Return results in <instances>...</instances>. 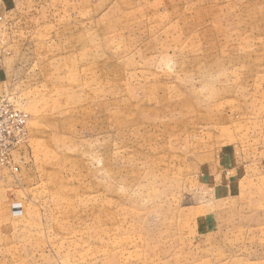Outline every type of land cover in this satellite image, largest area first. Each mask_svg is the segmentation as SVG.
<instances>
[{"label": "rangeland", "instance_id": "1", "mask_svg": "<svg viewBox=\"0 0 264 264\" xmlns=\"http://www.w3.org/2000/svg\"><path fill=\"white\" fill-rule=\"evenodd\" d=\"M1 8L0 264H264V0Z\"/></svg>", "mask_w": 264, "mask_h": 264}, {"label": "built area", "instance_id": "2", "mask_svg": "<svg viewBox=\"0 0 264 264\" xmlns=\"http://www.w3.org/2000/svg\"><path fill=\"white\" fill-rule=\"evenodd\" d=\"M2 99H1V95H0V113H4L5 116L10 117L11 113L7 109L8 106L3 103ZM18 115H19V117L21 119V117H22L21 114L18 113ZM7 121H8V118H7L6 122Z\"/></svg>", "mask_w": 264, "mask_h": 264}, {"label": "crops", "instance_id": "3", "mask_svg": "<svg viewBox=\"0 0 264 264\" xmlns=\"http://www.w3.org/2000/svg\"><path fill=\"white\" fill-rule=\"evenodd\" d=\"M3 0H0V12L2 11L1 4Z\"/></svg>", "mask_w": 264, "mask_h": 264}]
</instances>
